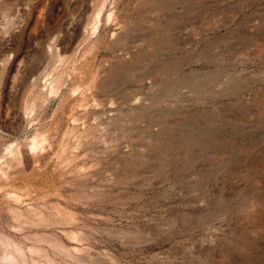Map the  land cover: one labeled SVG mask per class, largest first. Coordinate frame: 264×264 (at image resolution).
Segmentation results:
<instances>
[{
	"label": "rangeland",
	"instance_id": "1",
	"mask_svg": "<svg viewBox=\"0 0 264 264\" xmlns=\"http://www.w3.org/2000/svg\"><path fill=\"white\" fill-rule=\"evenodd\" d=\"M0 264H264V0H0Z\"/></svg>",
	"mask_w": 264,
	"mask_h": 264
}]
</instances>
